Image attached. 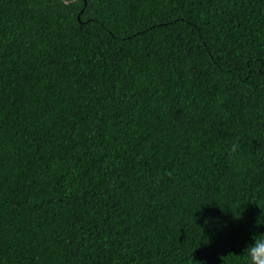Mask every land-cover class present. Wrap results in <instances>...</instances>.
Segmentation results:
<instances>
[{
  "label": "trees",
  "instance_id": "16d2710c",
  "mask_svg": "<svg viewBox=\"0 0 264 264\" xmlns=\"http://www.w3.org/2000/svg\"><path fill=\"white\" fill-rule=\"evenodd\" d=\"M259 219L264 0H0V264H246Z\"/></svg>",
  "mask_w": 264,
  "mask_h": 264
},
{
  "label": "clouds",
  "instance_id": "9594fccd",
  "mask_svg": "<svg viewBox=\"0 0 264 264\" xmlns=\"http://www.w3.org/2000/svg\"><path fill=\"white\" fill-rule=\"evenodd\" d=\"M264 225V221L259 219L257 227ZM246 264H264V234H255L252 243L246 248L244 254Z\"/></svg>",
  "mask_w": 264,
  "mask_h": 264
}]
</instances>
